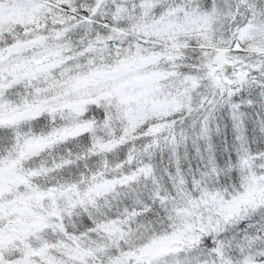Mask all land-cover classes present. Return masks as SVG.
Masks as SVG:
<instances>
[{
	"label": "snow or ice",
	"instance_id": "6c2138e0",
	"mask_svg": "<svg viewBox=\"0 0 264 264\" xmlns=\"http://www.w3.org/2000/svg\"><path fill=\"white\" fill-rule=\"evenodd\" d=\"M0 264H264V0H0Z\"/></svg>",
	"mask_w": 264,
	"mask_h": 264
}]
</instances>
